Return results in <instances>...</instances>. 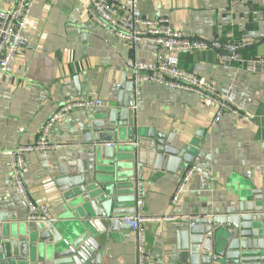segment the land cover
I'll return each mask as SVG.
<instances>
[{"label": "crops", "instance_id": "0c3cea01", "mask_svg": "<svg viewBox=\"0 0 264 264\" xmlns=\"http://www.w3.org/2000/svg\"><path fill=\"white\" fill-rule=\"evenodd\" d=\"M14 1L0 0V10ZM30 1L24 28L28 43L13 61L12 81L0 83V222L36 224L28 221V210L11 185L6 153L33 145L49 116L68 100L106 104L60 115L48 136L54 149L24 156L22 179L29 196L37 205L47 206L50 219L46 222L62 234L67 206L55 179L63 165L75 167L86 158L80 132L83 121L115 108L123 77L130 82L126 63L152 62L155 47L143 41L130 48L96 26L88 15L89 0ZM126 1L108 0L118 8ZM137 5L150 19L168 18L172 28L184 36L251 41L253 45L243 56L264 58V0H138ZM180 66L205 78L234 113L225 112L213 123L216 107L197 95L150 81L140 85L130 111L137 127L170 136L176 148L196 145L191 146L192 164H182L172 173L154 169L143 148L138 165H130L131 177L137 168L142 173L141 214L173 218L161 225L142 224L146 254L158 261L169 251L174 253L170 239L175 221L229 212L241 185L260 192L258 206L264 205V73L249 74L238 64L221 63L213 52L184 55ZM192 167L196 170L185 191L172 204L182 176ZM136 238L130 229L110 242L107 252L112 264H138Z\"/></svg>", "mask_w": 264, "mask_h": 264}, {"label": "water", "instance_id": "95a60500", "mask_svg": "<svg viewBox=\"0 0 264 264\" xmlns=\"http://www.w3.org/2000/svg\"><path fill=\"white\" fill-rule=\"evenodd\" d=\"M82 37L84 41L85 34ZM119 90L115 108L83 121L86 158L75 167L63 165L55 179L67 206L62 234L50 222L34 226L0 222V264H112L108 246L131 229L123 218L136 210V180L130 176V165H138L141 149L154 169L172 173L182 164H192L191 146L196 145L176 148L170 136L142 132L130 115L136 96L126 76ZM236 191L237 199L227 213L175 221L170 239L174 253L169 251L160 261L151 257L147 264H264L260 192L246 185Z\"/></svg>", "mask_w": 264, "mask_h": 264}, {"label": "built area", "instance_id": "2783aa9c", "mask_svg": "<svg viewBox=\"0 0 264 264\" xmlns=\"http://www.w3.org/2000/svg\"><path fill=\"white\" fill-rule=\"evenodd\" d=\"M137 4L138 0H127L123 7L118 8L112 6L108 0H89L88 5V15L93 23L122 39L130 48H136L143 41L151 42L154 45L155 56L152 62L129 61L126 63L135 96L139 94L140 85L150 81L172 91L195 94L203 101L210 102L216 107L213 123L219 122L225 112L234 113L232 107L219 97L205 78L198 76L195 71L188 72L181 68V57L193 53L213 52L221 63L238 64L249 74L264 73V58L247 59L243 56L245 50L250 48L253 42L209 41L184 36L172 28L168 18L150 19L144 16ZM30 9V0H15L0 10V83L12 81L13 61L28 43V39L24 35V28L30 15ZM105 105L102 100H68L49 116L33 145L19 146L6 153L11 169V185L16 194L22 198L28 210L29 222H46L50 219V213L47 206L37 205L29 196L22 179L24 156L29 153L54 149L48 142V136L60 115L74 110L99 108ZM195 170L194 167L186 170L171 198L172 204L178 202L181 194L185 191L186 183ZM135 180L136 210L133 215L124 217L123 222L136 233L138 264H147L150 258L143 245L142 224L151 222L161 225L165 222H172L173 218H145L141 214L142 173L138 168Z\"/></svg>", "mask_w": 264, "mask_h": 264}]
</instances>
